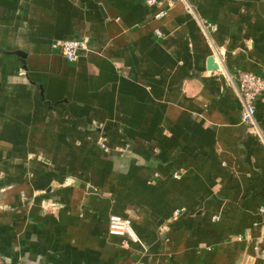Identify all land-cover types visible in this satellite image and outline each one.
Returning <instances> with one entry per match:
<instances>
[{
    "label": "crops",
    "instance_id": "obj_1",
    "mask_svg": "<svg viewBox=\"0 0 264 264\" xmlns=\"http://www.w3.org/2000/svg\"><path fill=\"white\" fill-rule=\"evenodd\" d=\"M146 1L0 0V264L255 255L264 97L254 130L220 69L264 76V0ZM83 37L73 63L52 48Z\"/></svg>",
    "mask_w": 264,
    "mask_h": 264
},
{
    "label": "built area",
    "instance_id": "obj_2",
    "mask_svg": "<svg viewBox=\"0 0 264 264\" xmlns=\"http://www.w3.org/2000/svg\"><path fill=\"white\" fill-rule=\"evenodd\" d=\"M163 0H147L148 6H159ZM168 7H171L173 1H166ZM186 8L190 10V6L186 5ZM165 16V12H159L156 14V19H161ZM210 31H215V27L206 26ZM156 37L160 38L162 35L159 30H154ZM89 39L83 37L79 40H67L63 42H55L52 48L57 50L63 58L69 62H75L82 52L88 50ZM22 74V72H20ZM220 74L225 78L227 84L233 90L235 98L240 106L241 121L244 124H248L256 129L254 117H255V102L257 99L264 97V76L256 75L249 72H237L234 75L226 73L224 69H220ZM257 133V131H255ZM174 179H179L177 174L173 175ZM184 212V209L174 210L171 214L172 217H178ZM258 214L264 215V204L258 209ZM218 217L212 218L213 221H218ZM107 233L109 236H116L121 238V245L127 247L129 243L136 244L139 240L132 228L131 222L128 219L120 216L111 215L108 218ZM241 236L237 237V241H241ZM264 241V232H262L260 238L254 243L253 250L254 256H245L241 264H264V248H261V243ZM259 260V261H258ZM14 264H26L21 260Z\"/></svg>",
    "mask_w": 264,
    "mask_h": 264
},
{
    "label": "water",
    "instance_id": "obj_3",
    "mask_svg": "<svg viewBox=\"0 0 264 264\" xmlns=\"http://www.w3.org/2000/svg\"><path fill=\"white\" fill-rule=\"evenodd\" d=\"M213 58H209L207 60V69L215 71L217 69V66L213 62Z\"/></svg>",
    "mask_w": 264,
    "mask_h": 264
}]
</instances>
